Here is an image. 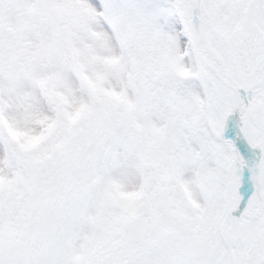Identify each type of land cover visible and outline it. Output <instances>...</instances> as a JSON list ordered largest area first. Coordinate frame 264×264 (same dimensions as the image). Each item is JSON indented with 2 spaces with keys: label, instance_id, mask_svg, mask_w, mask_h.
I'll return each instance as SVG.
<instances>
[{
  "label": "snow or ice",
  "instance_id": "snow-or-ice-1",
  "mask_svg": "<svg viewBox=\"0 0 264 264\" xmlns=\"http://www.w3.org/2000/svg\"><path fill=\"white\" fill-rule=\"evenodd\" d=\"M0 264H264V0H0Z\"/></svg>",
  "mask_w": 264,
  "mask_h": 264
}]
</instances>
